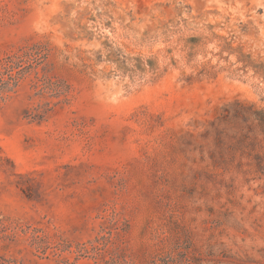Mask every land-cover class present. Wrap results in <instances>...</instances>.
I'll return each instance as SVG.
<instances>
[{"label": "rangeland", "instance_id": "1", "mask_svg": "<svg viewBox=\"0 0 264 264\" xmlns=\"http://www.w3.org/2000/svg\"><path fill=\"white\" fill-rule=\"evenodd\" d=\"M31 48L0 264H264V0H0V64Z\"/></svg>", "mask_w": 264, "mask_h": 264}, {"label": "trees", "instance_id": "2", "mask_svg": "<svg viewBox=\"0 0 264 264\" xmlns=\"http://www.w3.org/2000/svg\"><path fill=\"white\" fill-rule=\"evenodd\" d=\"M36 54H38V50L36 48H31V49L23 52L22 54L6 58L5 61L0 64V84H1L0 101H4L5 98L7 97V94L14 93L13 91L17 87V80H15V78L19 77L21 75L20 72H23V69L18 70L17 73L13 76L10 73L16 69H20L21 68L20 64L24 60H26V59H28L31 56L36 55ZM3 75H8L9 80L14 81V86L11 89H5L7 86V82L2 81L1 77ZM39 110H40V107L33 109V112H35V113H33V116H38L40 118H43V116L46 114V111H43V112H41V114H38L40 112ZM263 113H264V111H259V114H263ZM241 118L244 122H247L246 118H244L243 116H241ZM256 121H257V124L259 126H262L264 128V119H256ZM248 129L252 130L253 128L248 127ZM260 170L262 172H264V170H262V169H260Z\"/></svg>", "mask_w": 264, "mask_h": 264}]
</instances>
